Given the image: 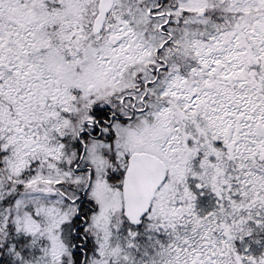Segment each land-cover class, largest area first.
<instances>
[{"label": "snow or ice", "instance_id": "snow-or-ice-1", "mask_svg": "<svg viewBox=\"0 0 264 264\" xmlns=\"http://www.w3.org/2000/svg\"><path fill=\"white\" fill-rule=\"evenodd\" d=\"M0 264H264V0H0Z\"/></svg>", "mask_w": 264, "mask_h": 264}]
</instances>
